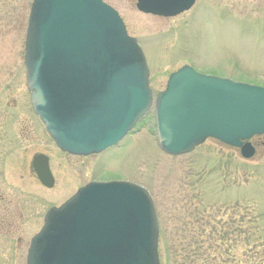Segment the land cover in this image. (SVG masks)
<instances>
[{"label": "rangeland", "instance_id": "374dc122", "mask_svg": "<svg viewBox=\"0 0 264 264\" xmlns=\"http://www.w3.org/2000/svg\"><path fill=\"white\" fill-rule=\"evenodd\" d=\"M103 1L141 46L154 95L184 64L264 88V0H195L188 10L167 18L141 13L134 0ZM30 4L0 0V264H26L30 238L40 230L48 208L90 181L113 180L150 192L159 227V264H202L210 258L212 252L204 251L207 243L196 249L192 242L206 224L201 217L208 215L212 239L222 246L213 250L215 260L264 264V143L250 159L209 138L187 154L171 156L157 146L149 111L101 154L61 151L34 115L25 85ZM36 154L48 158L54 179L50 188L31 169ZM243 231L248 232L245 238L254 233L255 239L242 242Z\"/></svg>", "mask_w": 264, "mask_h": 264}, {"label": "water", "instance_id": "95a60500", "mask_svg": "<svg viewBox=\"0 0 264 264\" xmlns=\"http://www.w3.org/2000/svg\"><path fill=\"white\" fill-rule=\"evenodd\" d=\"M145 14L173 17L195 0H134ZM23 65L30 104L56 146L87 156L116 145L149 111L159 148L177 156L205 139L254 155L264 133V88L206 75L189 65L169 74L154 97L137 40L103 0H32ZM31 168L50 188L48 158ZM158 223L148 191L92 181L49 208L31 237L26 264H159Z\"/></svg>", "mask_w": 264, "mask_h": 264}, {"label": "trees", "instance_id": "16d2710c", "mask_svg": "<svg viewBox=\"0 0 264 264\" xmlns=\"http://www.w3.org/2000/svg\"><path fill=\"white\" fill-rule=\"evenodd\" d=\"M201 218L206 219V224H205L204 227H201V231L197 234V236H195V237L192 236V240H193L192 242L195 245H198V247L196 249H200L204 243H207L208 246L204 248V251H208V252L211 251L212 252V255H211L210 258L206 257L203 261H201V262H203L202 264H220V263L223 262L222 259H220L219 261H217L213 257V255H214L213 254V250H221V248H220L221 245L215 244L214 243L215 241L212 239L213 238V229H214V227H213V219L209 215L206 216V217L205 216L204 217H201ZM199 221H200V219H199ZM243 234H244V238H241L242 242H244L246 239H247V241L249 239H252V238L255 239L254 238V235H255L254 233H251L250 234V238L249 239L247 238V236L245 238V235L248 234L247 231H245V232L243 231ZM214 244H215V247H214ZM226 251H227V249L224 251V254L227 256ZM248 252H251V249ZM222 254L223 253L221 252L220 255H218V256L219 257H222L223 256Z\"/></svg>", "mask_w": 264, "mask_h": 264}, {"label": "flooded vegetation", "instance_id": "af4514ba", "mask_svg": "<svg viewBox=\"0 0 264 264\" xmlns=\"http://www.w3.org/2000/svg\"><path fill=\"white\" fill-rule=\"evenodd\" d=\"M249 142L251 143V145L255 148L256 150V147L258 145H261L264 143V134H261V135H255L253 136Z\"/></svg>", "mask_w": 264, "mask_h": 264}]
</instances>
